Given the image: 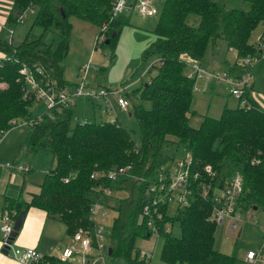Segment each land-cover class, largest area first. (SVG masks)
Returning a JSON list of instances; mask_svg holds the SVG:
<instances>
[{
  "label": "trees",
  "instance_id": "1",
  "mask_svg": "<svg viewBox=\"0 0 264 264\" xmlns=\"http://www.w3.org/2000/svg\"><path fill=\"white\" fill-rule=\"evenodd\" d=\"M116 1H13L5 25L0 28V52L4 55L0 57V132L18 123L28 125L26 146L32 151H51L55 163L29 200L7 196L0 216L7 210L15 219L22 209L38 207L64 223L71 237L77 230L89 235L93 249L97 247V219L92 207L123 188L126 181L134 180L131 202L121 199L116 206L118 215L111 228L106 229L112 247L107 255L123 257L127 264H151L152 258L140 255L138 245L140 239L152 234L143 219L144 192L151 182L158 181L157 176L169 163L188 152L192 157L188 180L180 190L184 200L176 203L172 214L168 213L167 198L159 205L163 219L158 230V260L165 264H235L234 253L214 246L216 222L210 218L213 195L238 172L243 178L238 205L252 208L264 202V108L249 97L254 88L251 79L244 90L249 102L235 107L224 105L219 116L205 114L198 126L190 125L197 79L188 75L187 66L192 61L207 60L208 46H215L221 37L237 55L234 62H228L227 71L235 76L251 73L263 56L259 43L264 40L254 43L249 37L259 24L264 28V0H243L245 6L230 7L225 0L164 1L154 28L155 37L142 53L145 60L152 54L159 55L148 69L155 73L139 88L134 104L132 94L123 92L138 121V142L117 118L109 121L95 113H79L77 105L93 103L94 96L74 95L78 83L64 76L63 60L72 27L70 15L96 23L100 30L95 44L101 38L100 43L109 48L112 56L113 39L122 26L130 23L124 11L114 13ZM29 6L37 7L32 26L40 30L34 32L31 28L22 41L15 42L4 34V27H14L18 13ZM191 15L196 16V22L189 21ZM114 30L117 32L112 36ZM245 57L250 61L247 64L242 61ZM23 65L32 70L41 67L35 74L56 93L55 105L34 114L33 105L41 99L32 91L26 94L27 86L19 73ZM61 93L73 94L70 96L74 102L59 100ZM146 99L152 101L151 107L144 105ZM169 143L174 147L173 154L165 149ZM121 166H129L124 174L107 176L109 169ZM30 169L29 166L25 170ZM176 221L179 235L172 232ZM43 258L47 264L62 262L53 255Z\"/></svg>",
  "mask_w": 264,
  "mask_h": 264
},
{
  "label": "rangeland",
  "instance_id": "2",
  "mask_svg": "<svg viewBox=\"0 0 264 264\" xmlns=\"http://www.w3.org/2000/svg\"><path fill=\"white\" fill-rule=\"evenodd\" d=\"M14 0H0V16L9 12ZM158 11L152 15L141 14L136 8L124 9L128 11L130 23L121 27L118 35L112 41L113 54L110 55L109 48L100 43L96 45V38L99 36L100 27L87 19L70 15L69 19L72 23L70 32L69 48L66 57L63 60L64 76L71 82L80 83L83 78L86 85H91L95 89L99 88L93 82L100 85L107 86L112 89V92L107 93V96L96 95L92 98V102H80L77 105L79 113L92 116L95 113L100 118L113 120L117 118L119 122L125 125L131 132L132 137L138 142L140 139L139 126L136 117L130 112L131 104L127 110L121 109L115 103L114 91L116 88H122L123 92L132 94L130 97L132 104L137 102L136 93L143 83L150 80L155 71H149V66L153 61L159 58L158 54H152L146 60L143 59V50L154 39V28L159 17V10L161 9L165 0H150ZM227 6H245L243 0H225ZM128 5H133L128 2ZM31 10V11H30ZM29 17L24 22H18L10 34L7 27L3 31L5 35L12 36L15 42L22 41L26 34L32 28V31L39 32L40 28L32 26L33 17L37 11V7L30 8ZM127 14V13H126ZM189 21H197L195 15H191ZM14 25V24H13ZM3 30V29H0ZM264 28L259 24L251 33L249 39L251 42L258 43L259 37L263 33ZM259 45L263 49V56L255 62L251 72V79L254 88L251 89L249 97L251 100L257 102L264 108V42ZM96 46V47H95ZM205 57L207 60L202 62L205 67L203 76H206L209 70L207 64L212 65L215 72H223L228 68V62L232 63L237 59V55L232 48H228L223 38L218 37L215 41V46L210 44ZM88 67L85 68L84 65ZM41 68V67H40ZM187 69L191 68L187 66ZM205 79V77H203ZM201 78L198 80L199 89L194 88L192 102L189 112V123L192 126H198L201 122L202 115L208 114L212 116H219L224 105L236 106L239 101L237 97L230 92V84L223 79L215 80V89L211 93L206 89V82ZM0 84H3L0 82ZM209 86V85H208ZM29 91H26V94ZM138 94V93H137ZM106 97L110 100L111 105L106 103ZM37 98V97H36ZM250 101V99H249ZM46 103L42 100H36L33 107L34 114L39 113L46 108ZM146 107H151L152 101L150 99L144 100ZM29 132L28 125L18 123L6 132H0V180L7 185V193L19 191V186L22 185L23 179L26 180L25 187L31 186L33 188L40 184L45 172L50 168L51 162L55 161L51 151L47 149H40L32 151L26 146V138ZM169 143L165 149L168 154L174 153V147ZM24 165L25 169L31 167L30 170L19 169L17 164ZM29 164V165H28ZM169 163L167 166H169ZM23 172H27L26 174ZM134 180L125 182L124 187L118 188L113 195L108 196L104 213V236L103 248L104 259L99 256V249L97 247L90 249L89 256L95 255L91 258V264H127L123 257L110 258L107 255L108 246L111 243L110 238L106 235V229H110L118 215V209L121 199L126 198L131 202L134 196L135 187ZM103 201V200H101ZM128 203V202H127ZM1 206V204H0ZM176 208V200L171 199L168 204V213H174ZM56 222V221H55ZM57 226L64 230V224L57 221ZM264 224V202L256 209H252L250 216L246 215L245 210L241 213V220H239V228L235 232H227V220L222 223H216L215 227V243L214 246L224 252L234 253L237 257L235 264H241V260L248 248L257 247L260 243L261 229ZM53 230V228H52ZM83 232V231H82ZM108 232V231H107ZM110 232V231H109ZM108 232V233H109ZM172 232L179 235L180 225L176 221L173 224ZM84 233V232H83ZM85 234V233H84ZM73 242V241H72ZM142 241L138 242L141 249L144 246L140 245ZM153 241L151 242V244ZM15 245V242L12 243ZM73 244V243H72ZM160 248V239L157 240V246L152 257L151 264H165L158 260L157 254ZM142 254V253H141ZM81 254L77 252L75 259L80 260ZM46 261V260H45ZM60 264H72V262H60ZM76 264V263H75ZM80 264V263H79Z\"/></svg>",
  "mask_w": 264,
  "mask_h": 264
},
{
  "label": "built area",
  "instance_id": "3",
  "mask_svg": "<svg viewBox=\"0 0 264 264\" xmlns=\"http://www.w3.org/2000/svg\"><path fill=\"white\" fill-rule=\"evenodd\" d=\"M130 1L141 14L152 15L158 11L156 6H154L150 0H117L113 7L114 13L124 11L127 6L129 7L128 2ZM30 8L33 9V6H29L18 13L17 22H24L29 17L31 11ZM7 29L11 34L13 27H9ZM259 40H264V31L260 35ZM2 56L4 55L0 52V57ZM242 61L244 64L250 62L248 57L243 58ZM84 67L87 68L88 65L85 64ZM189 67L191 69L188 75L195 76L196 79L202 77L205 72V67H203L200 62L192 61ZM36 71L40 72L39 66H35L34 70L29 68L27 65H23L19 68V73L21 74V78L25 81L27 90L30 92L32 91L38 99L44 101L46 103V107L55 105L57 102L56 93L50 86L42 83L41 79H39L35 74ZM207 73L208 74L204 76L205 78L210 77L215 80H226L230 84V92L238 98L239 104L243 105L248 101L244 97V90L245 86L251 82L250 72H245L239 76L230 74L227 70H224L221 73L215 71H207ZM195 88H197V86H195ZM109 92H112V89L107 86L99 85V88L95 89L89 84L86 85L83 78V80L77 84L73 94L77 96H107V93ZM73 94L61 93L59 100L67 99L73 103L74 99L70 96ZM114 94L115 103L121 109L127 110L130 105V100L124 95L123 89L116 88ZM106 103L111 105V102L107 97ZM191 158L192 157L188 152H186L183 156L176 158L173 163L165 167L164 171L162 170V172L159 173L157 176L158 181L151 182L144 192V204L142 211L143 219L152 229V234L149 238H152L151 240L153 241L154 246L155 242L158 240L160 221L163 219V212L159 209V205H161L164 198H167L168 201L175 199L176 203L184 200V195L180 193V190L183 189L188 180ZM17 168L25 169L22 164H17ZM127 168H129V166L109 169L106 174L110 178H116L117 175L124 174ZM205 168L210 170L209 165H206ZM140 179H143V177H140ZM242 191L243 178L242 175L237 172L231 177L228 184L224 188L218 190L213 195L214 203L210 213V218L216 223H222L224 220H227V232H235L238 230L239 220H241V213L243 210H245L247 216L252 214V208H242L238 205L239 197ZM106 192L109 193L110 190L107 189ZM92 211L97 219L95 235L97 248L100 251L99 256L104 258V253H102L103 241L101 240L104 236V224L101 221L104 220V213L106 212L104 203L99 200L92 207ZM0 222L1 229L3 231L2 243L4 246V244L7 243V239L9 238L12 230L14 219H12L8 211L5 210L0 216ZM72 239L74 240V243L62 250L59 259L67 261L76 251H78L81 254V263L89 264L88 255L90 252L89 250L92 249L90 236L84 234L81 230H77L72 235ZM9 250L13 257L17 258L24 264H47L46 261L43 260V254L35 247L12 246V244H10ZM140 255L146 258H152L154 255V248H143L140 251ZM241 261L242 264H264V224L261 229L259 245L256 248H248Z\"/></svg>",
  "mask_w": 264,
  "mask_h": 264
},
{
  "label": "crops",
  "instance_id": "4",
  "mask_svg": "<svg viewBox=\"0 0 264 264\" xmlns=\"http://www.w3.org/2000/svg\"><path fill=\"white\" fill-rule=\"evenodd\" d=\"M131 8H135L134 5H129L128 9L130 10ZM128 11L126 12V10H125L124 13L128 14ZM7 15H8V13L3 15V16H0V28L5 25ZM200 64L202 65V62H200ZM207 67H209L210 71H215L214 67L212 65L210 66L209 63L207 64ZM203 77L204 76L198 78L197 81ZM204 81L207 83L206 89L207 90L209 89V91H211V93H212L215 89V86H214L215 84H213V83H215V80H212L210 77H207L204 79ZM196 84H197L196 89H199L200 87L198 86V82H196ZM100 86H103V85H100ZM230 107H235V106H230ZM202 117H203V115H202ZM52 164H53V160L51 162L50 168L52 167ZM0 166H2V165H0ZM23 173L26 174L27 172H23ZM25 184H26V180L23 179L22 185L19 186V191H13V192L7 193L8 183L4 184L3 180L2 179L0 180V204H1L0 212L4 206L5 198L7 196L15 198V199L23 198L25 200H29L31 195L39 190V183H38V185H36L35 188H33L31 186L25 187ZM105 201H107V200H105ZM105 201H102V202L104 203ZM104 205H106V203H104ZM57 221H60V220H58L54 217L48 216L44 210H42L38 207H35V206H30L26 210V215H25L22 227L20 228L18 234L16 235V237L13 241V242H15V245L12 244V246L35 247L38 251H40L43 254V256L44 255H53L54 257L59 258L62 250L65 247L74 243V240L66 232L65 224L63 223L64 224V230L61 231L62 228L57 226V223H58ZM52 228H53V230H52ZM2 238H3V231L0 227V264H24L23 262H21L17 258L13 257L11 255V252H9L10 250L8 251V253H6L2 250V248H3ZM151 239L152 238H149V237L140 239L139 241H142V243L140 245L141 246L143 245L144 249L154 248V252H155V247L157 246V241L155 242V246H154L153 243L151 244V242H152ZM107 251H108V249H107ZM77 252L78 251H76L74 253V255L69 260H67L65 262H72V264H75V263L76 264H79V263L82 264L81 258H80L79 262H78V260L75 259V254ZM94 256L95 255H91V256L88 255L89 264H91V258Z\"/></svg>",
  "mask_w": 264,
  "mask_h": 264
},
{
  "label": "water",
  "instance_id": "5",
  "mask_svg": "<svg viewBox=\"0 0 264 264\" xmlns=\"http://www.w3.org/2000/svg\"><path fill=\"white\" fill-rule=\"evenodd\" d=\"M116 30H114L112 32V36H114L116 34ZM109 41V38L106 39V42ZM147 83V82H146ZM145 83V84H146ZM253 209H256L257 206H253L252 207ZM25 215H26V209H22L18 214L17 216L15 217L14 219V222H13V226H12V230L10 232V235H9V238L7 239V243L4 244L2 250L6 253H8L9 251V248H10V244L13 243L16 235L18 234L20 228L22 227V224H23V221H24V218H25ZM112 251V247L111 246H108V254H110Z\"/></svg>",
  "mask_w": 264,
  "mask_h": 264
}]
</instances>
